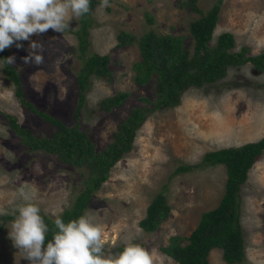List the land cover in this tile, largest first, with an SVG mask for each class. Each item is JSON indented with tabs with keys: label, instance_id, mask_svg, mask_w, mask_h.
<instances>
[{
	"label": "rangeland",
	"instance_id": "1",
	"mask_svg": "<svg viewBox=\"0 0 264 264\" xmlns=\"http://www.w3.org/2000/svg\"><path fill=\"white\" fill-rule=\"evenodd\" d=\"M89 13L85 51L107 53L112 77L108 83L93 79L74 116L77 103L75 74L81 64L75 30L79 17L61 33L49 30L33 37L42 42L44 63L25 65L23 49H6L16 56L24 96L40 109L60 118L67 125L78 121L95 148L101 149L132 106L145 104L140 97L154 101L153 78L143 85L134 82L132 62L140 55L135 43L115 45L118 28L139 35L147 28L157 33L183 36L190 47L186 29L198 12L187 0H100ZM182 1H186L182 3ZM214 0H195L199 11L207 10ZM144 11L152 16L146 21ZM222 31L233 34V50L245 47L246 55L264 52V0H220L217 19L207 43L214 44ZM27 48V42H23ZM127 96L108 113L94 114L96 101L115 90ZM5 114L28 127L35 135H49L55 126L34 117L21 107L13 94V84L1 72L0 61V264H27L8 238L17 207L25 203L20 193L49 217L70 206L81 187L80 170L62 166L40 150H28L18 141ZM264 134V72L251 62L229 66L223 78L201 87H189L178 104L150 111L135 131L131 148L109 169L108 176L91 196L83 216L103 228L104 255L119 253L137 244L155 258V264H175L159 250L174 233L187 234L197 223L200 212L214 207L226 177L222 163H199L207 150L255 140ZM198 163L197 165H195ZM189 166L187 169H178ZM161 191L170 205V214L153 233L144 234L137 221L148 201ZM239 221L244 242V258L235 264H264V150L248 168L240 187ZM141 241V243L139 242ZM209 264H231L213 247Z\"/></svg>",
	"mask_w": 264,
	"mask_h": 264
},
{
	"label": "trees",
	"instance_id": "2",
	"mask_svg": "<svg viewBox=\"0 0 264 264\" xmlns=\"http://www.w3.org/2000/svg\"><path fill=\"white\" fill-rule=\"evenodd\" d=\"M99 2L101 1L90 0V10ZM185 2L182 1L181 4ZM219 3L220 0H214L207 10L199 11L195 7V0H187L188 7L198 12V16L190 19L186 27L190 36V47L183 45L182 35L160 34L153 28H147L139 35H135L126 29L118 28L115 33V45L135 43L140 55V59L131 64L134 82L143 85L153 78L155 98L148 105V98L141 96L145 104L129 109L102 149L94 147L88 130L83 129L77 120L67 125L60 118L40 109L27 99L21 88L19 71L15 65L4 63L3 58L9 56L7 50L0 52L1 72L13 84V94L18 104L34 117L55 126L49 135H35L28 127L19 125L14 115L5 114L19 143L31 151L40 150L58 160L64 167L77 168L81 171V187L70 206L62 209L55 217L41 213L49 226L46 242L51 240L56 230L53 220L57 216L65 223L83 216L92 193L108 176L109 168L129 151L135 131L150 111L178 104L181 94L189 87L215 83L225 76L229 66L251 62L254 69L264 72V52L246 55L243 46L239 50H233L234 39L230 31L217 34L214 44L207 43L217 19ZM89 13L79 17V28L75 30L81 64L74 78L77 90L74 116H77L76 113L93 79L108 83L112 77L107 67L109 61L107 53L85 51L90 25ZM144 14L146 21L151 22L152 16L146 11ZM126 96V91L118 89L104 95L96 101L92 112L107 113L112 107L120 105ZM263 150L264 134L255 140L203 152L199 163L224 165L226 177L223 192L214 207L200 212L197 223L187 235L178 233L169 235L168 242L160 245L159 250L172 258L175 264H209L208 253L213 247L220 248L221 258L227 263L235 264L242 261L244 242L239 221L240 187L246 180L248 168ZM188 167L181 166L178 169ZM169 210L170 205L165 195L159 191L148 201L144 214L137 224L145 235L149 234L168 217Z\"/></svg>",
	"mask_w": 264,
	"mask_h": 264
},
{
	"label": "clouds",
	"instance_id": "3",
	"mask_svg": "<svg viewBox=\"0 0 264 264\" xmlns=\"http://www.w3.org/2000/svg\"><path fill=\"white\" fill-rule=\"evenodd\" d=\"M102 6H109L108 0H102ZM89 11L90 0H0V52L14 46L26 51L27 54L21 57L23 64L42 65L43 44L33 37L43 36L49 30L61 33L69 28L74 17L87 15ZM3 60L7 65L16 64L14 54ZM20 195L25 203L16 209L8 238L27 264H155L152 253L132 243L119 253L105 256L103 228L87 216L67 223L57 216L53 220L56 230L46 242L49 226L41 216L40 208L30 202L31 197L23 191Z\"/></svg>",
	"mask_w": 264,
	"mask_h": 264
}]
</instances>
